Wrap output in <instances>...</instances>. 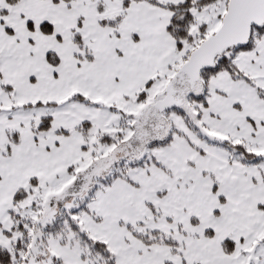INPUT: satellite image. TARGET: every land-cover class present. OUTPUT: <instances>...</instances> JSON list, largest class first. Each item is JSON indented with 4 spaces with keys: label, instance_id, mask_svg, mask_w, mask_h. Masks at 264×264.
Instances as JSON below:
<instances>
[{
    "label": "snow or ice",
    "instance_id": "obj_1",
    "mask_svg": "<svg viewBox=\"0 0 264 264\" xmlns=\"http://www.w3.org/2000/svg\"><path fill=\"white\" fill-rule=\"evenodd\" d=\"M0 264H264V0H0Z\"/></svg>",
    "mask_w": 264,
    "mask_h": 264
}]
</instances>
